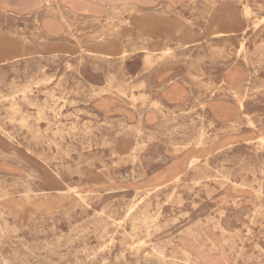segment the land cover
<instances>
[{
    "label": "rangeland",
    "instance_id": "obj_1",
    "mask_svg": "<svg viewBox=\"0 0 264 264\" xmlns=\"http://www.w3.org/2000/svg\"><path fill=\"white\" fill-rule=\"evenodd\" d=\"M0 264H264V0H0Z\"/></svg>",
    "mask_w": 264,
    "mask_h": 264
},
{
    "label": "bare ground",
    "instance_id": "obj_2",
    "mask_svg": "<svg viewBox=\"0 0 264 264\" xmlns=\"http://www.w3.org/2000/svg\"><path fill=\"white\" fill-rule=\"evenodd\" d=\"M162 52V51H161ZM123 55V54H122ZM99 96V95H98Z\"/></svg>",
    "mask_w": 264,
    "mask_h": 264
}]
</instances>
